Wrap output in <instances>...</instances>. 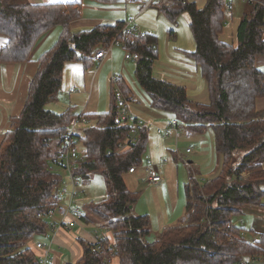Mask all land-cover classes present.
I'll return each mask as SVG.
<instances>
[{
  "label": "trees",
  "instance_id": "1",
  "mask_svg": "<svg viewBox=\"0 0 264 264\" xmlns=\"http://www.w3.org/2000/svg\"><path fill=\"white\" fill-rule=\"evenodd\" d=\"M83 1L0 0V35L5 38L0 64L27 62L40 37L55 26L61 28L54 44L38 56L22 109L9 117L0 139V264H42L28 242L47 234L44 213L60 203L58 192L66 173L58 155L66 127L76 117L95 125L75 136L83 158L74 168L75 188L79 177L88 180L100 174L106 191L104 199L84 206L83 221L108 230L115 248H108L106 239L97 249L95 243L77 238L81 256L66 264H107L112 258L118 264H238L243 258L264 263V233L233 223L245 206H261L264 197V112L256 108V100L264 98V73L256 65V58L264 57V0H245L235 46L219 39L231 10L224 0H205L202 6L189 0L153 3L173 23L179 14H188L194 49L185 55L207 83L206 104L191 101L185 87L153 77L158 57L153 34L122 31L124 21L72 30L70 23L80 18ZM90 2L112 5L119 0ZM114 39L135 56L133 74L151 108L195 130L209 126L215 152L222 155L214 178L199 183L190 174L184 186L187 219L164 227L151 242L146 239L150 218L131 213L138 192L130 190L124 178L129 168L144 163L147 128L132 134L130 127L113 122V88H119L124 100H133L126 82L118 77L111 84L106 112L75 113L71 106L59 113L46 108L60 89L64 63L81 60L86 67L94 52ZM132 136L133 142L119 150ZM248 233L256 234L249 238Z\"/></svg>",
  "mask_w": 264,
  "mask_h": 264
},
{
  "label": "crops",
  "instance_id": "2",
  "mask_svg": "<svg viewBox=\"0 0 264 264\" xmlns=\"http://www.w3.org/2000/svg\"><path fill=\"white\" fill-rule=\"evenodd\" d=\"M27 1L30 4H46L65 1L77 2L78 0ZM84 8L85 6L83 9ZM87 9L89 11L88 16L79 18L70 23V28L72 30L79 29L81 27H93L99 24H105L104 21H109V24L121 21V19L118 18L120 17L118 15L121 13L120 8L118 7L94 4L87 6ZM229 12L230 13L226 17V26L219 35V39L222 42L235 46L237 43L236 30L240 21V16H237L235 19L236 21H234V18L231 15V10ZM57 27L60 26L53 27L46 34L42 35L40 39L44 36L42 40L45 41L50 36L51 31ZM4 43L5 38L0 35V46H2ZM113 49L114 48H112L110 52H108L100 60L92 62H98V65L100 66V64L103 62L110 60L115 71L113 70V72L110 73L109 78L111 79L113 74L122 78L132 91L133 100L129 101V110L133 112L137 118L150 121L152 123L147 128L148 142L146 154L150 156L151 161L156 165L163 178L160 183L154 185L146 184L141 180L143 173L140 167L136 169L135 173H128L129 175H133L135 178H132L128 181L129 186L131 187H129V189L135 191L138 183L141 182L147 186H150V194L151 191H154V196H151V206L152 211H155L154 217L155 225L158 227L157 229L162 230L166 226L181 224L187 219V214L185 212V200H179L177 183L179 172L177 167L174 165V161H176L178 158L181 159L180 157L182 156L178 157L177 151L170 150V147L174 145L177 146L181 140H185L187 143H189L190 151L187 152L186 149L188 148H186L185 152L194 154L189 156V158H186V179L188 182L191 172L193 170L198 172L200 168H203L204 173L208 175L207 180L217 176L222 166V155L215 152L213 134L207 125H205L202 129L195 130L193 129V125L190 124L188 126L187 134L180 133L179 135H175L173 132H170L169 135L165 137L163 134L157 133L158 127L168 128V120L170 117L151 108L149 99H145L144 97L140 98L135 94L134 90L131 88L132 84L128 81V79L124 78V73H126L124 65L119 64L120 60H118V63L116 62L117 53L116 51L114 52ZM186 51L192 50L181 49V52L184 54ZM34 56L35 49L33 50L27 62L0 64V139L7 131L6 122H8L9 117L18 114L21 111L27 94L28 85L38 68L37 59ZM155 64H158V60H156L153 65V77L185 87L188 98L193 102L204 104L208 103L207 83L203 79L205 81L206 89H202L203 83L198 77V70L196 67L194 69L191 63L177 61L176 64L178 67L175 68L174 71L170 70L171 66L163 67V64H161L159 69H157ZM262 64H264V57H257L256 65L259 69H261L260 66ZM120 65L122 66L119 67ZM110 87L111 81L109 82V90ZM188 91H190V93H188ZM256 108L257 110L264 112V98H258L256 100ZM150 130H153V134H150ZM168 165H170V168ZM194 177H196L195 174ZM186 184L184 183L183 188ZM262 201L263 203L261 206H245L242 210V214L234 218L233 223L241 228L252 229L256 233H264V197ZM48 222L55 226L59 225L60 217L55 214V217L48 219ZM150 222L152 226V219H150ZM85 224L86 223L83 221L80 226L72 228L60 226L59 228L53 229L52 227H48L47 234L42 239L30 241L28 242V245L38 257L48 254L51 264L75 263L76 260L80 258L82 252V248L78 243L77 238H82L87 242L95 243L99 235L95 232L90 233V231L85 228ZM249 224H251V226L247 228ZM106 235L109 240H113L110 232H107ZM38 242H41L45 247L37 248L35 245ZM109 264H118L116 258H112Z\"/></svg>",
  "mask_w": 264,
  "mask_h": 264
},
{
  "label": "rangeland",
  "instance_id": "3",
  "mask_svg": "<svg viewBox=\"0 0 264 264\" xmlns=\"http://www.w3.org/2000/svg\"><path fill=\"white\" fill-rule=\"evenodd\" d=\"M189 1L195 2L197 6H202L204 3V0ZM228 1L230 3L228 7L231 6V15L234 18L232 19L236 21L235 19L237 18V16H241L244 10H246V2L245 0ZM94 4L96 3L90 2V0H84L82 6L84 5L85 8L83 9L84 6L82 7L80 18L88 16L89 11L87 9V6ZM111 6L120 8L121 13L118 15L120 16L118 18H120L121 21H127L129 19L134 20L133 25L137 28L138 33H150L157 37L158 64H155L157 69H159L160 65L163 64V67L171 66L170 70L174 71L175 68L178 67V65L176 64L177 61L191 63V65H193V68L195 69L196 67V69L198 70V77L203 83L202 89H206L205 81L201 77L198 67L192 62L191 59L186 57L185 54L181 52V49H194V40L189 29V17L187 13H181L176 17L177 26L174 27V23L170 21L164 14L159 12L156 5L154 4H151L148 7H144L143 3H131L125 0H119V2L114 3ZM226 13L229 14L230 12L228 11ZM104 23L109 24L110 22L104 21ZM88 28L91 27H81L79 29L81 30ZM79 29L73 30L75 31ZM59 33L60 27H57L51 31L50 36L45 41L42 40L44 36L39 39L38 44L34 48V57H36V59L42 52H44L54 44V42L58 39ZM120 47H113V50L117 53L116 62L118 63V60H120L119 64H123L126 70V73H124V78L128 79V81L132 84L131 88L134 90L135 94L138 97L149 99L148 94L142 88H140L137 81L135 80L133 74L135 68L134 58L124 59L126 51ZM98 64V62H92V64H89L85 67L86 64L84 65L83 61L81 60L69 61L64 63L60 89L56 94V98L46 104V108L59 113L63 112L71 106L73 107V111L75 113L84 112L91 114L106 112L109 107V77L110 73L113 72V70L115 71V69H113L114 67H112L110 60L103 62L102 64H100V66ZM98 66L99 68L97 69ZM121 66L122 65H120L119 67ZM260 67L264 73V64H262ZM71 89L72 91H70ZM188 93H190V91H188ZM7 127L8 122H6V128ZM208 128L212 132V129L210 127ZM150 134H153V130H150ZM186 148L190 147L189 143H187V141L185 140H181L177 146L174 145L170 147V150L177 151L178 157L182 156L180 157L181 159L177 157L178 159L174 161V165L177 167L179 172L177 183L180 201L185 200L183 185L184 183L186 184L188 182L186 179V158H189V156L194 154L186 153ZM77 149L79 152H81V144H77ZM168 166L170 168V165ZM198 172L194 170L191 172L193 176L194 174L196 175L195 180L197 182L200 183L208 179V175L204 173L203 168H200ZM60 173H62L63 177H65V174L62 170H60ZM124 178L127 183L126 185H128L129 188L130 186L128 181L134 178V176L127 174L124 176ZM149 189L150 186H147L146 184L141 182L138 183L135 191L139 192V196L138 200L133 205L131 213L133 215L147 214L148 217L152 219L153 223L150 228L151 230L148 237H146V239L151 242L156 239L161 229H157L158 227L155 225V211H152L151 206V196H154L155 193L154 191H151L150 194ZM75 191L76 197L74 203L83 211H85L84 206L86 204H89L91 202H98L104 199L106 191L103 177L100 174H92L90 175L88 180H84L79 177ZM261 202L263 203L262 200ZM250 226L251 224H249L247 228H249ZM85 228L90 231V233L95 232L97 234H101L104 230L101 226L95 223H87L85 224ZM255 234L256 233H248V237L253 238Z\"/></svg>",
  "mask_w": 264,
  "mask_h": 264
},
{
  "label": "built area",
  "instance_id": "4",
  "mask_svg": "<svg viewBox=\"0 0 264 264\" xmlns=\"http://www.w3.org/2000/svg\"><path fill=\"white\" fill-rule=\"evenodd\" d=\"M127 2L131 3H143L144 7H148L151 4L155 2H159L160 0H126ZM225 7L227 8L230 3L228 0H224ZM132 19H129L124 22L122 31H126L128 33L131 32H138L137 28L133 25ZM116 22L112 23V25H115ZM176 22L174 23V27H176ZM142 35L143 33H139ZM121 43L114 39L110 45L106 48H99L97 51L94 52V55L92 57V61L96 62L103 58L113 47H120ZM135 56L131 53L127 52L124 55L125 59H131ZM118 76L112 75L111 76V83L115 84L117 81ZM72 91V89L70 90ZM113 94L115 96L117 107L114 112L113 116V122L114 126H128L131 129L132 134H135L138 129L141 128H148L152 123L150 121H145L142 119H139L136 117V115L129 110V102L124 100L122 98L121 92L117 86L113 88ZM169 126L168 128H157V133L163 134L165 137L169 135L170 132H173L175 135H179L180 133L187 134L188 133V126L189 123H185L183 121H180L177 118H170L168 120ZM94 122H89L83 117H76L70 125L66 127V131L62 138V144H61V150L59 152V159H61L65 165V181L62 182L60 188H59V197H60V203L49 209L47 212H45V216L47 219H52L55 217V214H57L60 217V224L59 225H53L48 222V227H52L53 229L59 228L60 226L66 227V228H72L80 226L83 223V215L84 211L77 206L74 201L76 197V191H75V180L76 176L74 175V168L78 164L79 161H81L82 154L77 149V144L75 141V136L80 132L81 129L86 127H92L94 126ZM133 142V136L128 140V142H124L119 145V150H123L128 146V143ZM187 152L190 151V148L186 149ZM135 167H131L128 170V173H135L136 172ZM142 169V182L146 184H157L162 181V175L159 173L156 165L151 161L150 157L146 154L144 157V163L141 166ZM107 232L108 230H103V233L98 235V238L95 242L97 245V249L100 248L101 242L105 239L108 241L107 247L108 248H115V244L113 240H109L107 238ZM36 247L40 248L42 247L41 243H37ZM95 251V249H93ZM42 264H51L50 258L47 254L40 257ZM111 259L108 260L107 264H109ZM264 264L261 262H258L254 259H241L238 264Z\"/></svg>",
  "mask_w": 264,
  "mask_h": 264
}]
</instances>
